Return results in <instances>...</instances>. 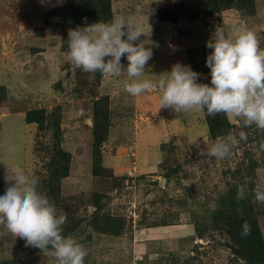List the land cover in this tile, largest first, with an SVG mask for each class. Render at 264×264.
Listing matches in <instances>:
<instances>
[{
  "label": "rangeland",
  "instance_id": "obj_1",
  "mask_svg": "<svg viewBox=\"0 0 264 264\" xmlns=\"http://www.w3.org/2000/svg\"><path fill=\"white\" fill-rule=\"evenodd\" d=\"M113 17L142 24L153 81L180 62L210 83L207 42L233 22L264 49V0H0V188L15 165L37 177L66 216L63 234L88 249L85 264H264V203L253 192L264 132L206 109L178 115L160 108L158 89L128 94L126 73L66 60L70 29ZM241 130L230 156L202 155ZM0 264L56 260L0 226Z\"/></svg>",
  "mask_w": 264,
  "mask_h": 264
},
{
  "label": "clouds",
  "instance_id": "obj_2",
  "mask_svg": "<svg viewBox=\"0 0 264 264\" xmlns=\"http://www.w3.org/2000/svg\"><path fill=\"white\" fill-rule=\"evenodd\" d=\"M145 35L142 24L132 17L86 23L69 30L66 60L78 69L102 76L118 78L126 73L123 87L128 94L135 97L158 89L160 108L169 107L178 115L206 109L209 115L224 113L230 119L238 118L242 128L254 125L264 132V49L252 29L236 22L228 31L215 28L206 45L212 49L206 58L210 83L200 82V73L180 62L157 81L144 78L153 55L141 39ZM122 57L128 61L126 67ZM246 139L243 130L238 135L228 134L217 138L202 155L226 158ZM4 180L0 188V226L17 234L26 246L54 256L56 264H85L88 249L63 234L66 216L58 214L54 202L40 191L38 178L15 165ZM253 192L255 200L264 203V182H256ZM243 229L247 235L248 225Z\"/></svg>",
  "mask_w": 264,
  "mask_h": 264
},
{
  "label": "trees",
  "instance_id": "obj_3",
  "mask_svg": "<svg viewBox=\"0 0 264 264\" xmlns=\"http://www.w3.org/2000/svg\"><path fill=\"white\" fill-rule=\"evenodd\" d=\"M239 220V223H240V225L242 226V233H243V231H244V229H243V226L245 225V224H247L248 225V234H251V233H253V230L251 229V227L249 226V224L246 222V220L245 219H242V218H239L238 219ZM247 234V235H248ZM243 235H245V234H243ZM258 235V233H257V231H256V236ZM259 239V238H258ZM261 242H259V244H260ZM260 246H262L261 244H260ZM264 251V250H263ZM263 251H262V253H263Z\"/></svg>",
  "mask_w": 264,
  "mask_h": 264
},
{
  "label": "crops",
  "instance_id": "obj_4",
  "mask_svg": "<svg viewBox=\"0 0 264 264\" xmlns=\"http://www.w3.org/2000/svg\"><path fill=\"white\" fill-rule=\"evenodd\" d=\"M187 229H188L187 231H190V228H189V227H188ZM189 233H191V232H189ZM189 235L191 236V235H193V234L191 233V234H189Z\"/></svg>",
  "mask_w": 264,
  "mask_h": 264
}]
</instances>
